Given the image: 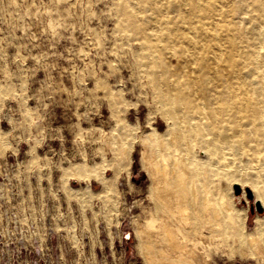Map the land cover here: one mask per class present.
<instances>
[{
  "label": "rangeland",
  "instance_id": "374dc122",
  "mask_svg": "<svg viewBox=\"0 0 264 264\" xmlns=\"http://www.w3.org/2000/svg\"><path fill=\"white\" fill-rule=\"evenodd\" d=\"M125 41L114 0H0V132L7 140L0 155V264H145L135 224L153 206L152 180L140 142L127 149L129 171L115 175L123 113L107 91L129 104L125 120L135 135L153 126L165 132L168 121L136 75ZM237 160L242 182L264 187L258 155ZM100 162L111 179L106 196L84 197L75 190L86 180L67 185L62 178L71 165ZM90 181L92 191L102 189ZM233 186L236 204L248 208L241 228L247 233L264 213H252L254 202ZM211 241L201 249L207 264H264V251L241 255L232 238Z\"/></svg>",
  "mask_w": 264,
  "mask_h": 264
},
{
  "label": "bare ground",
  "instance_id": "6f19581e",
  "mask_svg": "<svg viewBox=\"0 0 264 264\" xmlns=\"http://www.w3.org/2000/svg\"><path fill=\"white\" fill-rule=\"evenodd\" d=\"M114 7L133 69L168 121L165 132L153 126L135 135L125 120L129 104L107 91L123 113L115 175L129 171L127 149L140 142L152 180L153 206L135 224L145 264H207L201 249L220 235L241 255L263 253L264 215L244 233L248 208L230 189L241 184L245 196L249 186L264 206V187L245 185L234 169L237 159L258 155L264 181V0H114ZM6 146L0 132V155ZM103 166L74 164L62 178L86 180L77 194L106 196L112 185ZM91 179L102 189L92 191Z\"/></svg>",
  "mask_w": 264,
  "mask_h": 264
},
{
  "label": "water",
  "instance_id": "95a60500",
  "mask_svg": "<svg viewBox=\"0 0 264 264\" xmlns=\"http://www.w3.org/2000/svg\"><path fill=\"white\" fill-rule=\"evenodd\" d=\"M236 195L243 194V188L240 184H234L233 186ZM247 197L254 202L251 206V212L254 213L255 210L259 213H264V206L260 200H257L255 197V193L251 190L250 187H246Z\"/></svg>",
  "mask_w": 264,
  "mask_h": 264
}]
</instances>
